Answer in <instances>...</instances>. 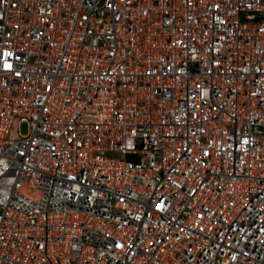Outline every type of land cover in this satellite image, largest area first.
<instances>
[{"label":"built area","instance_id":"obj_1","mask_svg":"<svg viewBox=\"0 0 264 264\" xmlns=\"http://www.w3.org/2000/svg\"><path fill=\"white\" fill-rule=\"evenodd\" d=\"M0 264H264V0H0Z\"/></svg>","mask_w":264,"mask_h":264},{"label":"rangeland","instance_id":"obj_2","mask_svg":"<svg viewBox=\"0 0 264 264\" xmlns=\"http://www.w3.org/2000/svg\"><path fill=\"white\" fill-rule=\"evenodd\" d=\"M18 127H20V129L22 130L21 132L24 133L25 132V125L24 124H18V119L15 120L13 127H12V135L15 136V134L17 133V129ZM118 158H120L117 155Z\"/></svg>","mask_w":264,"mask_h":264},{"label":"snow or ice","instance_id":"obj_3","mask_svg":"<svg viewBox=\"0 0 264 264\" xmlns=\"http://www.w3.org/2000/svg\"><path fill=\"white\" fill-rule=\"evenodd\" d=\"M8 67H10V65H8Z\"/></svg>","mask_w":264,"mask_h":264}]
</instances>
